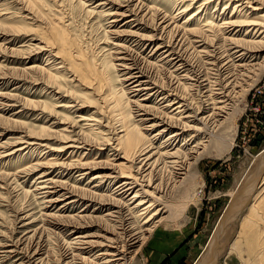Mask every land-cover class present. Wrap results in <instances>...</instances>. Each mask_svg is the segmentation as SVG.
Listing matches in <instances>:
<instances>
[{
    "label": "bare ground",
    "instance_id": "6f19581e",
    "mask_svg": "<svg viewBox=\"0 0 264 264\" xmlns=\"http://www.w3.org/2000/svg\"><path fill=\"white\" fill-rule=\"evenodd\" d=\"M55 1L59 9L51 14L36 6L38 0H12L11 6L21 10L20 18H24L19 26L10 24V11L6 10L7 7H0L1 49L9 51L14 62V58H21L20 62L28 61L22 66L12 67H5L0 62V85L6 86L14 81L10 91H0V120L13 122L19 133L1 143L0 164L21 156L20 161L37 150L50 152L45 160L39 158L18 165L19 169L17 167L13 174L0 168V189L3 190H15L35 174L33 188L23 190V193H32L39 200L40 209L38 215L30 209L17 210L13 232L7 233L5 239L0 238V264H50L53 234L67 236L76 233L78 228L94 225L99 230L81 231L66 242L68 252L65 256H69L70 264H128L140 243L149 237L152 229L146 225L152 223L155 226L152 219L163 207L158 206L160 197L175 186L178 188L191 181L194 177L191 166L209 148L220 149L227 143L223 125L235 111L236 72L241 75L251 68L264 66V0H227L224 9L232 2L233 12L227 15L222 11L218 22L214 16L221 0H201L197 11L188 14L192 3L197 1L192 0L178 8L177 16L171 15L170 9L162 4L149 5L143 0H140L145 3L143 8L136 2L140 9L135 8L132 0H118L111 3L115 5L113 11L96 10V7L108 5L109 0H99L88 9L84 0H77L88 17H92L91 21H105L107 28L116 27L125 19L120 28L107 31L104 27L106 39L111 40L109 36L120 39L111 42L112 47L107 50L105 47L108 46L101 47L106 57L96 63L97 67L86 59L88 55L84 53V56L78 44L80 41L70 34L71 22L64 20L61 2ZM183 1L186 0L180 2ZM215 1L209 17L202 18L199 13ZM236 12L240 15H235ZM178 17H183V20ZM194 19H198L197 22ZM35 30L38 33L29 39L34 42L21 45L26 49L5 46L13 45L16 36L28 35ZM216 41L221 42L217 47ZM189 48H192L191 52H188ZM43 53L47 60L43 66L32 61ZM200 56L209 58L210 61L205 63L214 70L221 62L215 71L225 73L227 81L224 85L216 80V76L199 77V66L194 65L193 60ZM259 58L260 61L257 60ZM70 75V82L77 81L83 86L82 96L71 94L73 87L66 83ZM25 83L28 87L42 84L45 92L62 94L63 90L67 91L69 100L54 104L65 110L46 104V96L43 102L11 92ZM193 89L195 91L189 92ZM16 104H20L22 109L10 115L30 110L35 113V118L52 120L48 125L29 126L13 116L2 114ZM90 107L94 108L91 113H85ZM73 109L75 114L71 116L69 111ZM220 116H223L222 120ZM153 129L156 130L151 133ZM192 139L194 141L190 142ZM106 149L110 152L101 158ZM23 150L26 152L21 154ZM262 158L263 162L264 155ZM71 175L77 180L89 175L87 187L69 185L66 179H62ZM256 176L253 173L243 176L237 184V191L247 188ZM118 178L108 192L110 184ZM254 192L250 185L248 199L234 195L237 198L234 207L240 201L242 205L249 200L252 203L240 220V230L237 239L233 240L232 250L239 252L243 260L246 259L242 257L244 252L246 264H264V182ZM244 195L247 196L246 193ZM60 200L64 203L55 213V205ZM78 204V213L63 215L67 206ZM88 209L91 210L87 212ZM102 209L105 210L103 214H98ZM233 211L225 214L226 218L221 217L217 228L229 216H234ZM142 216L143 221L139 223ZM38 218L40 225L35 223ZM105 222H111L115 232L105 228ZM19 232L21 234L16 237L15 233ZM3 233L0 236L3 237ZM210 243L196 264H204L207 258L210 263L213 254ZM97 246H105L106 249L93 252Z\"/></svg>",
    "mask_w": 264,
    "mask_h": 264
},
{
    "label": "rangeland",
    "instance_id": "374dc122",
    "mask_svg": "<svg viewBox=\"0 0 264 264\" xmlns=\"http://www.w3.org/2000/svg\"><path fill=\"white\" fill-rule=\"evenodd\" d=\"M0 1H1L0 7H4V8L7 7L6 10L10 11L9 12L10 15L8 14L10 16L8 20L11 22L10 24L19 26V23L21 21H24V18L22 17L20 18L19 15V13H21V10H16V8L13 9L14 7L11 6L13 4L12 0H0ZM38 1L39 2H35V4L43 11L47 10L51 14H53L56 13L55 11L59 9V7L56 6L55 0H38ZM59 1L61 2L60 8L61 9L63 8L62 10L64 12L63 15L64 20L67 19L68 23L71 22V25L69 27L70 34L76 37V41L78 42L80 41L78 43L79 47L81 48V50L83 49L82 50L83 54L85 53L86 55H88L86 56L84 54V56H86V59L90 63L93 62L92 64L96 65V63H99L104 56L101 47L108 46L107 48L105 47V49L107 50L110 47H112L111 42L113 43L115 42V40L120 39L119 37H115V36H109L111 40L106 39L108 37L106 36V34L103 33L104 27L105 30L107 31L111 30L112 28L113 29L120 28L121 22L124 21L125 19L119 21L116 27L107 28L105 21L100 20V23L98 21H93V20L91 21L92 17L91 18L88 17L87 13H85L84 7L79 5L77 3L78 2L77 0H59ZM84 1L86 2V4H88L86 7L88 9V8H92L93 5L99 0H90V1L84 0ZM109 1L110 3L108 5L104 6L103 8L96 7V10L97 11L100 9H110V11L115 10L114 9L115 5L111 3L113 2L115 3L118 0H109ZM143 1L144 2L146 1L147 4L149 5L162 4L166 6L168 9H170L171 15L177 16L179 10L178 8L180 6L187 5L192 0H186L183 2H180L181 0H143ZM50 2L52 4H50ZM136 2L140 7L142 8L145 7L146 2L143 3L140 0H132V3L134 4L135 8H139ZM226 2L227 0H221L219 3H217V11H216L217 13L214 16L216 22L219 21L220 17H222L221 15L222 11H225V14L227 15L233 12L232 2H230L231 3L230 6L228 5V7L224 9ZM200 3L201 0H197L196 2H193L190 10L187 13L190 14L194 11L196 12L197 11L196 8ZM215 4L216 1L212 2L210 5H208L207 9L200 12L199 15L202 16V18L209 17L211 12L214 10ZM51 9H54V11L53 10L51 11ZM142 10L145 11V9ZM235 15H240V14L236 12ZM185 16L186 15H184V17ZM179 17H181V15ZM197 20L194 19V22H197ZM242 32L244 33V30ZM37 33L38 32L35 30L33 33L28 35L22 34L16 36V40L13 42V45L6 44L5 46H8L10 48L11 46L12 47L14 46V48L17 47L20 49H26V46L21 47V45L22 44L25 45L29 42H34L29 39H33V36L36 35ZM106 42L109 43L107 44ZM220 43H221L220 41H216L215 46L217 47ZM186 44L188 45V43ZM191 50L192 48H189L188 52H191ZM193 51H195V49ZM9 53H10L9 51L5 52L2 49L0 50V56H1L0 62L4 64L5 67H10V66L12 67L15 65L22 66L23 64L28 62V61L20 62L21 58H14L16 59L17 62L16 63L12 60L11 57H9ZM45 55L46 54L44 53L42 55L40 54L37 56V58H35L32 61H35L39 65L43 66V64L47 61L46 58L44 57ZM90 57L91 59H89ZM195 60H193L194 65L199 66L197 68L199 77L203 75H207L209 77L216 76V80L219 81L221 85H224L226 83L227 80L225 78V73L221 74L218 71H215L216 69H219L221 62L217 64L218 67H215L216 69L214 70L213 67L211 68L210 65L205 63L206 61H210V59L207 58L206 56H200V58L195 57ZM257 60L260 61L261 58ZM224 61L225 60H222V62ZM201 62L204 63L201 64ZM1 70L2 67H0V71ZM111 73H113V71ZM236 73L237 74L235 76H238V79L237 82L235 83L236 86L234 87V92H233V95H236L234 98L235 104L233 106L235 111L234 114L232 112L230 119L227 120L226 123L223 125L224 135L227 143L224 144L225 146L221 147L220 149L218 147L209 148L208 151L203 153L198 159V161L191 166L192 169L190 170H192L194 174L193 179H191V181H187L183 185H180L178 188H176L177 186H175L174 188L169 190L166 193V195L160 197L161 199L159 201L160 203L158 204V206L159 207L163 206V207L161 208L160 211H157V214L155 215L154 219H152V221H154L155 223V226H153L152 223L146 225L147 227L150 226L149 228L152 229L149 232L148 235L149 237L145 238L140 243V248H138V251L135 253L134 257L129 261L128 264H196L197 259L199 258L201 253L204 251V248L206 247V245H208V242L210 241H211L210 245L212 246L213 254L210 259V263L208 261L209 258H207V260L206 259L204 260L205 262V263L203 262L204 264H243V263L246 264L247 257L244 254V252L242 253V257L244 259L246 258L245 260L239 257V252L236 253L235 251L232 250V244L234 243L233 240L237 239L238 236L237 234L239 232L238 230H240V226H241L240 220H242V218L247 214L246 212L248 211L249 206L252 203L251 202L252 200H249V202L246 201V204L244 203L243 205H242V201H240V204L238 203V206H236L237 204H235V207H234V203L236 201L235 200L236 197L241 196L244 197L245 199L249 198L248 188L250 187V185L252 186V189H255V192H257V190L260 188V186L263 185L264 182L262 180L264 176V166H263L264 161L262 162L263 160L262 157L264 155V154L262 155V152H264V66H261L258 69L251 68V70H249L248 72L244 71V74L241 75H238V72ZM71 77L72 76L70 75V77L66 78L68 80L66 81V83H68L67 85L73 87L71 94L82 96V94L84 93L83 86L79 85L77 81H74L73 83L70 82ZM211 79L214 80L213 78ZM13 82L7 83L6 86L0 85V91L1 92L10 91L9 89L12 88ZM27 85L28 83L22 84L21 87L17 88L16 90H12L11 92L17 93L18 96L21 95L20 97L23 98L30 97L31 99L34 98V100L37 99L42 101L46 96L45 103L47 102L46 104L48 105L51 104L50 106L54 104L59 105L62 102L69 100L70 98L69 96H67L68 93L65 90L62 91V94L49 92V90H47L46 93L45 90L42 89L43 87L42 84L29 85L30 88ZM185 86L187 87V85ZM186 89L187 90L185 91V93L186 96L188 97L187 94L188 87ZM193 91H195V89L190 90L189 92L192 93ZM199 91H201V89H199ZM237 93H239L238 96ZM49 97L52 99H50ZM55 105L54 108H56L57 110H65L63 109V107L55 106ZM19 106L21 107L20 104H16L15 106L6 109L2 114L4 116L9 115L8 117L13 116V118H17V120H20V122L23 123H27V125L29 126L31 124L33 126H37V124L48 125L52 120V119L46 120L45 117L41 119L35 118V113H32L30 110L24 112L25 114L19 113L17 114L18 116L15 114L10 115L12 112L17 111V109L18 110L22 109V107L20 108ZM91 109L94 108L93 107L88 108L89 111H86L85 113L88 114L91 113ZM63 112L67 113V111H63ZM69 112L68 113L71 116H74L75 114L74 109L70 110ZM222 119L223 116H220V120ZM9 123L11 122L6 123L5 121L0 120V146H2L1 143L3 144L4 141H7L6 138H8L9 136L12 135L13 137H16L19 135L17 129H15L14 127L15 125L13 126L12 124L13 122L11 124ZM95 129H97V127H95ZM155 130L156 129H153L151 133H153ZM191 141L194 140L192 139L190 140V142ZM158 143L159 140L154 143V146L157 145ZM178 143L176 144L175 147L178 146ZM24 152H26V150L21 151V154H23ZM44 152L45 150H43L42 152L41 151L39 152V150L33 151L29 153V156L27 155V157H25L20 161L19 158L21 156L13 158V160L8 161V163L2 161L1 162L2 164H0V168L1 169L4 168L3 170H6L5 172L13 174L15 171H17L18 165L21 164L23 165V163L25 165L29 162H34L35 159H39V158L41 160H45L46 154L50 152L48 153L47 152L44 153ZM109 152H110L109 149L104 150V156L101 158H105ZM92 155L94 156V154ZM92 155L91 157H93ZM259 166H260V170H259ZM261 168L263 169L261 170ZM247 173L250 174L253 173V176L254 174H257V176L255 177V179L251 181L252 183H250V185L247 188L244 189L240 188V190L237 191L238 189L236 188L237 184L240 183L243 176H245ZM34 175L35 174H31L27 178V180L23 181L22 184L19 185V187L15 188V190L8 188L6 190L0 189V231L1 232L4 231L3 233L4 236L3 237L0 236V238L5 239V237L8 236L6 235L7 233L10 234L13 232L12 231L14 230L13 223H16L14 221L15 219L14 217L16 216L19 209L22 210L30 209L33 211V213H36V215L39 214L40 211L39 200L35 199L32 193L31 194L23 193V190H28V189L31 190V188H33L32 179L33 177H35ZM72 175L70 176V178H68V176H64V178L62 179L63 180L66 179V182H68L69 185L74 184V186L87 187L86 183L88 182L87 179L89 175L85 177V179L82 178L81 180H77V178L75 179L74 177H72ZM119 179L120 178L116 179L115 181H113V183L110 184V186L108 187V192L109 190L113 189L114 185L116 184L115 182H117ZM91 185L92 184H90V186ZM103 189H105V187ZM236 191L237 193H235ZM104 192L105 190L102 191L103 194L106 193ZM245 193L247 194V196L244 195ZM235 194H237V196L234 198ZM63 201L64 200H60L56 203L54 208V210H56L55 213H58L57 208L64 203ZM79 210H80V204L74 205V207L67 206L66 210H64L63 215L64 216L74 215L78 213ZM90 210L91 209H88L87 212H89ZM233 210H235V212ZM104 211L105 210L102 209L98 214L102 215ZM231 211H233L232 214L234 216L233 215H232L233 217L229 216V218H227L226 221H222L225 223H223L222 226L220 225L217 228V224L218 222H220L221 217L224 216L225 214L226 215H229V213L231 214ZM223 218L226 217L224 216ZM24 220L26 221L27 219ZM138 220L139 223H141L143 221V216L140 217ZM156 220L158 221L156 222ZM39 221L40 218H38L37 221L35 222L36 225H40ZM105 223H106L104 224L105 228H107L109 231L115 232V229L111 225V222H105ZM78 229L79 230H77L76 233L72 232L71 234L70 233L67 234V236H65L63 233L57 235L53 234L52 245H51L52 255L50 256L52 262L50 264H70L69 256L68 257L65 256L67 255L66 253L68 252L67 251L68 248L66 247L67 246L66 242H69L71 238L74 237L75 234L81 231L93 232L95 230H99V227L94 225L91 228H86V229L78 228ZM21 232L15 233V236L16 237L19 236ZM213 233L214 236L211 238ZM97 240H101V238H97ZM240 247L241 249L243 248L241 244ZM102 249H106V247L97 246L93 249V252ZM242 250L244 251V249ZM241 261L244 262L242 263Z\"/></svg>",
    "mask_w": 264,
    "mask_h": 264
}]
</instances>
